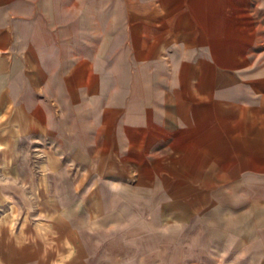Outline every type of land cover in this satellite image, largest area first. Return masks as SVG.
Returning a JSON list of instances; mask_svg holds the SVG:
<instances>
[{
    "label": "crops",
    "instance_id": "crops-1",
    "mask_svg": "<svg viewBox=\"0 0 264 264\" xmlns=\"http://www.w3.org/2000/svg\"><path fill=\"white\" fill-rule=\"evenodd\" d=\"M0 264H264V0H0Z\"/></svg>",
    "mask_w": 264,
    "mask_h": 264
}]
</instances>
